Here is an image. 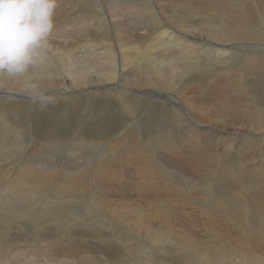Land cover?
<instances>
[{
    "label": "bare ground",
    "instance_id": "bare-ground-1",
    "mask_svg": "<svg viewBox=\"0 0 264 264\" xmlns=\"http://www.w3.org/2000/svg\"><path fill=\"white\" fill-rule=\"evenodd\" d=\"M116 1L124 2L122 0H116ZM166 1L167 2H173L174 7L177 8V11H176L177 16L175 18H170V20H171L170 23L173 22V24L174 23L177 24L178 27H180V28L173 27V24H171L172 25L171 26L170 24H168V22L164 23L165 25L162 28H160V32L157 36V39L154 41L156 43L148 44V46H143V44H140L139 40L138 41L135 40L136 38H134V39L133 38H101V41L103 40V42H102L103 49L101 51H96V49L92 48L94 42L96 41V38H90V39H88L89 41L87 42V45L85 46V48L83 50L84 55L82 57H80L81 55H78L79 54V48L85 43V40L82 39V36H81V38H79L76 33H75V35H65V37H61L60 36L61 33L50 34V36L48 38V48H47L46 55H45L46 57L42 63L38 64L35 68H30L28 70V72L25 74V76H23V77L13 78V77H8L4 74H0V85H4V87H5V85L9 86L12 89V90H9L10 92L8 91L6 97H2L0 95V105L3 102V100L8 101L6 103V105H3L0 107V110L2 113L9 115V114H12V113L16 112L17 110L21 109L22 106H25L26 103H24L21 100H18V98L19 99H21V97L24 98V96L19 95L18 90H16L20 84H21L20 87L22 89L25 88L26 91L33 92V93L36 92L37 94H38V91H43V90L50 91L52 86L56 87V89H58L59 87L54 85V84H58L60 87L63 88V90H62V91H64L63 95L64 94L67 95L66 93H71L73 95L75 93V95H77L78 92L86 95V93L90 94V93H93L96 91H100L102 89H107V87L105 88V86H102V83H104V84L109 83L108 85L112 86L111 88H113L112 91H114V89H117V87H119L120 94L118 93V95L123 97L124 98L123 101H125L127 103V105H129L131 108H134V105H133V102L129 99L130 94L141 95L145 98L147 97L148 103L154 98H158V99L164 98L165 100L168 99V100L175 101V103H174L175 109L177 110V111H175L176 129H178V128L180 129L179 134H181L183 138H186V136H188L187 138H189V139L191 138L190 139L191 141L188 140L186 143L187 146L188 145L192 146L191 152L189 149H187L188 147L186 145L184 146V144H183V146L186 147V149L189 150V152L186 150L181 152L180 151L181 149H178L179 147H177V146H179V145L182 146V145L177 144L173 140L174 138H172V140H171V138H167V137H171V136H168L169 134L166 135V133H163L162 130L159 132L160 137L158 138V141L155 142L156 143L155 145L153 144V142L151 145V140L149 141V139H150L149 134H148L149 129H147L146 130L147 132H145V134H144V139H143L144 141H142L141 143H138V144L130 142V140H132V138L130 136L126 135V133H127L126 130L124 132H122L121 134H119V136H117V138H115L113 140L112 139L107 140L106 142H103V141L96 142V140H93V141L90 140L91 142H89V141H87L88 138L83 137L82 134H81V136L83 137V139H80V138L77 139V137L79 136V134H78V136L76 137V143L79 145L80 148H81V146H84V147L93 146L91 148H97L98 147V148L102 149V151L104 152V155L102 154V156H99L96 159L97 164L92 169L91 173L89 175L87 173V176H86V179L89 181L88 185L90 186L91 189L94 190L92 193L93 194L92 197H93V200L95 202L91 201V199H90L91 205H93L92 207H94V203H97L100 207L113 209L112 205L114 203L113 204L110 203L111 200H113V199L110 200V198L112 196L110 197L111 193H110L109 188L111 186H113V183H119L120 185L127 188V189H125V193L127 190H129V192H130V187H132L135 183L131 184V182L126 180L128 178L125 177L124 170L126 168L128 169V168H131L134 166V168L135 167L138 168L139 173L141 175V179H139L140 175L138 174V171H137V176H136V181H135L136 182V189L134 188L135 190H133V188H132V190H133L132 193L136 194L135 192L137 190L140 193L139 195L142 194L143 197L154 194L156 197H154V201L152 199L151 202L154 203L155 207H154V209H152L153 206L152 205L150 206V204H149V206L151 207L152 210L147 211V212H155V213L161 212L162 214H166V215H163V217L160 218V220H158V221H159V223L166 224L167 227L165 229L160 228V231L152 232V228H150L149 226L144 227L142 225L143 223L139 224V223H137L138 221H136V219L140 220L139 218L143 219L142 218L143 213H142V215L140 214V211H143V208L141 210L138 207L134 208V207H131V205L128 206V204H127V206H124L122 208V209L126 208L125 212H123L122 209H120L121 207L116 212L121 218H123L122 220H125V222H127V224L129 222H131L132 220L133 221L135 220L134 222L137 225H139L142 229H145L146 231H148V233H146L147 235L150 234L152 237H154L157 240L158 239L163 240V243L167 240L171 241L173 239H174L173 242H176L178 244H180V242H183L181 244H183V245L185 244L186 250L192 251L190 254L191 255V257H190L191 261H189L187 264H193V262H192L193 258L197 259V260H195V261H197L196 264H210L209 256H211V255L209 254L208 247L205 248L206 253H204L203 251H201V245H199V243L196 241L197 238L194 239L191 235H189L186 232L179 233L178 232V230H179L178 222H177L176 226L172 223V221L173 222L175 221V220H172L174 216L172 217V219L169 216L171 214V209H172L170 207V203L174 204L173 201L171 202L173 197L171 198V196H170L164 200L159 198V194L162 193V188H167L172 193V189H173L172 186H174L175 183L185 184L188 186L184 189L186 193H188L187 191L194 190V188H198L201 191V195L203 196V198H201V199H204V202H201V203L198 202L197 204H201V206L200 205L198 206L199 209L201 210V214H202L201 216L202 217L204 216L206 221H210V224L209 223L208 224L211 225L210 227H211L212 233H213V230H212L213 224H216L219 227L218 230L214 231V236L216 237V239H214V240L219 242V246H214L212 244L214 248L213 247H211V248L215 249V251H221V248L226 247V243L225 244L221 243V240L225 241V239H226V238H224V235H222V233L219 232V230L221 231V229H220L221 228V224H220L221 221L217 222L216 218L217 219L228 218V220H231L232 223H235V225L240 227L241 230H245V235L243 237L239 236L240 238H243V239L242 240L238 239V240H240V249L235 250V252L232 250L233 255L236 258L243 260L244 262H241L243 264H264V255L262 254V252H264V161H263V163H260L259 159H255V160H259L256 162L257 163L256 171H258V173L260 175H262V177H261L262 178L261 179V185H262L261 188L263 187L261 190L262 192L254 195L253 197L249 196V197L245 198L246 200L245 199L242 200L243 194L239 195V197H240V199L238 200L239 209L236 212L230 211V212L224 213V214L221 212L225 208L224 198L227 195H230V192L224 191L223 189L220 188V183L223 182V180L221 182H219L218 184H216L217 189H216V191L212 192L213 187H215V186H213L214 184L211 186H206L203 182L202 184H204L206 186V187H203V185L202 186L200 185L201 182L199 184L198 182H196V180L192 181L193 178H190L192 180H188V179H185V178L180 177V176L176 177V175L178 174L176 172L179 171V167H177L178 162L189 163V162L194 160V164H192L193 162L190 163L191 168H192V165H195V168H196V166H198L199 164L205 163L208 165L207 166L208 169L211 168L209 171H211L212 169L215 171V174H216L215 176H217V178H218L219 174L216 173V170H217L216 165L217 164L213 165L214 162L216 161V158H217L216 157V151H215V155L210 154L211 153V151H210V153H209L211 155L210 157L206 154L209 157L207 159H203L202 156L204 153L207 152L206 146H211L212 148H217L220 146L218 141L217 142H213V141L216 138H220L221 135L223 136L225 134V132H227L226 129H229V128H227L228 124L226 125V123H225L226 122L225 118H227V117H231L232 118L231 120L233 122L234 121L242 122V124L232 123L233 126L237 125V127H234L235 128L234 131H236L235 134H240V135L244 136V135H246V133L248 131L247 135L251 136L252 138H255L256 137L255 132L256 133L259 132L260 134L259 133L258 134L262 135L264 137V98L260 99L259 95L255 94L254 97H256V98H252V100L251 99L250 100L249 99H245V100L241 99L238 101V98H234L235 99L234 100L233 97L228 96V94L230 92L247 95L248 89L246 87V84H249L250 79L255 81L254 82V83H256L255 85L261 84L260 80L264 81V0H239L236 7H235V5H232L234 3V1H236V0H217V4H215L216 2H214V5L209 4V0H166ZM76 2L78 4V11L80 9H83V7H88V8L93 7V8H95V11H96V8L100 9L99 0H76ZM100 2H102V1L100 0ZM107 3H109L111 5L112 0H108ZM59 4L61 5V3H59ZM62 4L64 5V3H62ZM77 4H76V6H77ZM60 5H58V6H60ZM68 6H69V4H68ZM65 7H67V6H65ZM74 11H73V13H74ZM86 11H87V8H86ZM86 11L79 12L80 14L78 16V19L75 18V19H77L75 21H74L73 16H72V19L74 21V23L72 22L73 23L72 26H73L74 30L79 31L77 27H79L84 22H86L87 18H84ZM89 11H90V8H89ZM95 11H93V12H95ZM58 12H60L59 9L57 10V13ZM70 12H71V10H70ZM70 12L68 14H70ZM60 13L62 16V12H60ZM157 14L159 15V13H157ZM57 15H59V14H57ZM160 16L163 17L162 14H160ZM210 16H213V17L211 18ZM63 17H64V15H63ZM187 17H189V18L191 17V18L197 19V20L193 21L192 19H189ZM214 17H215V20L212 21V25H211V23H208L205 21V18L213 19ZM54 18H56V17H54ZM155 18L157 19V16H155ZM159 18L160 17L158 16V19ZM163 19H165V17H163ZM68 21H69V19H68ZM70 22H71V20H70ZM170 29H174V30L169 31ZM252 31L254 33H252ZM51 37H53V38H51ZM70 40H71V42H70ZM141 41H143V40H141ZM144 42H145V39H144ZM150 43H151V40H150ZM238 47H240V48H238ZM158 50L160 52H158ZM77 51H78V54H77ZM47 56H49V58ZM238 56L241 57L240 62L236 60ZM83 58H85V59L89 58V61L85 62V61H83ZM166 63H168V64H166ZM118 67H119V69H122V70L128 69V71L130 70L132 72H131V75H127V76L122 75L121 79H117V80H119V82L118 81L114 82L117 78L116 71L119 70ZM91 68L95 69L98 74H100L102 76H106V79H95L94 77H92V75L90 74V71H89V70H91ZM125 72H127V71H125ZM197 82L199 83V85H195V86L193 85L191 91H189L190 90V88H188L189 84L197 83ZM243 83H244V85H243ZM31 84L36 85L35 90H33L30 87ZM116 84H119V85L117 86ZM253 84L250 83L249 86L254 88ZM149 86H150V88H147ZM111 88H109V89H111ZM143 89H147V90H143ZM260 89L264 91V82H263V85L260 87ZM193 90H197V91H193ZM55 91L57 93H54ZM55 91H53V90L51 91L52 95L60 94L59 93L60 91H58V90H55ZM115 91H114V93H115ZM104 92H106V90ZM107 92H106V94H107ZM0 93H2V92H0ZM42 93H44V92H42ZM34 95H36V94H33V96ZM46 95H47V93H46ZM40 96H42V95H40ZM107 96H109V95H107ZM96 97H98V95ZM49 98H51V96ZM226 98L228 101L226 100ZM30 99L38 100L37 97L30 98ZM190 99L192 102H190ZM229 99H231L233 101H229ZM90 100H92V99H90ZM212 100H213V102H212ZM38 104L40 105V103H38ZM91 105H93V104H91ZM29 106H30V104H29ZM226 106H231L230 108H232V106H233V108L228 110V111H224ZM221 112H223V115L221 114ZM172 113L174 114V112H172ZM161 114H162V112H161ZM220 114L222 116H224V118H222L220 116V117H218L220 119H217L216 115H220ZM23 116H25V115L23 114ZM155 116H156V114H155ZM155 116H154V118H156ZM137 117H138V115H137ZM25 118H26L25 120H27V117H25ZM138 118H140V117H138ZM39 120H40V118H39ZM157 120H159V119H157ZM165 120L166 119L164 116L162 121L160 122L161 128H163V125L166 122ZM18 121H20V120H18ZM155 121H156V119H155ZM8 122H10V121H7V122L1 121L0 122V168H2V169L5 168V170H6V171L2 170V169L0 170V179L1 178L3 179L4 177H6V175H9L8 179H7L8 183L2 184V187H1L2 189L0 190V223L4 224L3 227L6 230H10L7 226L8 219H10V221H11L10 226L12 227L13 222L15 220V217L17 216V213L20 211L21 206L26 205L28 207H31V206H34L36 203H39V202H40V204H42V203H44V201H42L41 199L44 197L46 199L45 203H47L46 209L48 210V209H50V207L53 204H55L59 201H63V202H59V203H65V200L73 197V195L76 194V192L79 189L84 187V184L82 185L83 177H79L80 174L78 176L75 172H73V168H71L70 166H67V165H66V167L62 166L64 163L61 164L60 167L56 166L55 163L59 160V158L54 163L55 158H56V154L54 153L55 154V157H54V154H52V152H56V150L55 151H53V150L55 148L60 149L61 147L65 146V145L69 146L67 143H63L60 141H59V143H57V141H55L56 142L55 143L53 141L55 143V144H53V143H50L51 142L50 141L48 144L45 142L44 143L38 142L36 139L32 140V138H31L32 136L28 137V138H30L28 140L23 139L21 136V133H23V131H19L22 129L21 126H23L22 125L23 123L14 127L13 125H11L12 120L10 123H8ZM156 122L158 123L159 121H156ZM156 122H155V124H156ZM213 122H216V123H213ZM228 122H230V121H228ZM114 123H116V122H113V124ZM203 123H205V125ZM153 124H154V122H153ZM115 125L117 127L118 124H115ZM27 126L29 128V125H27ZM151 126H152V124H151ZM170 126H172V125H170ZM84 127H85V125H84ZM129 127H131V126H127L126 128L128 129ZM137 127H138V125H137ZM140 129H142V128H140ZM176 129H175V127H173V128H170V129H167L164 131H170V132L174 133L176 131ZM121 130H123V128ZM121 130H120V132H121ZM78 131H80V130H78ZM143 131H144V129H143ZM129 132H130V130H129ZM76 133H78V132H76ZM172 133H170V134H172ZM56 135H58V134H56ZM174 135H175V133L173 134V136ZM226 135H227V133H226ZM156 136H158V133ZM135 137H137V136H135ZM164 138H167L168 140L164 139ZM187 138H186V140H187ZM210 139H212V141ZM244 139H246L248 142L246 145H244V142L242 144L241 141L239 142L240 143L239 145L238 144L235 145L236 143H233V144L231 143L232 145H230L229 151L232 152V150H235L236 146H239L240 150H245L248 156H252V155H249V152L252 149H248L252 143V140L249 137H244ZM69 140H68V142H70ZM186 140H185V142H186ZM236 140H238V139H236ZM70 143L72 144L73 140H71ZM245 143H246V141H245ZM219 148L216 150H219ZM224 149H225V147H224ZM222 151L224 152V150H222ZM66 152H67V154L69 153L70 157H72L71 155H73V157H74V154L75 155L77 154L79 156L81 154L79 151L74 153L71 151L69 152V150H68ZM212 153H214V152H212ZM233 154L238 155L237 152H233ZM168 155H173V157L176 156L179 158L178 159L174 158L175 160H170L173 157H170ZM60 156H61V154H60ZM79 156H78V158H79ZM204 156H205V154H204ZM217 156H219V154ZM84 158H85V156H84ZM220 159H222V158H220ZM69 160H71V159L69 158ZM88 161H90V160H88ZM79 162H81V161L80 160L77 161V163H79ZM219 162H220V164H219L220 168L222 167V173L219 176V178L222 177L224 179V182H225L226 181L225 175L226 176L227 175L233 176L231 180L238 182L237 178H238L240 172L242 171V169L244 167L243 166L244 163L239 162V164L241 166L238 167L237 169H235L234 170L235 172H229V170L231 169V167H229L230 162L229 163L227 161L222 162V160H219ZM77 163L76 164L73 163V164H75L73 166H76ZM182 163H181L182 167L184 166V168L187 170V168L185 167V164L183 165ZM84 165L86 166L87 163ZM248 165L252 166V164L250 162H248ZM213 166H214V168H213ZM87 168H85V169H87ZM253 168H254V165H253ZM192 171L193 170H191V172ZM195 171H193V173ZM197 171H198V169H197ZM3 172H5V173H3ZM134 172L135 171H133L131 173V175H133ZM126 173H127V171H126ZM210 175H212V173ZM213 175H214V173H213ZM213 175H212V177H214ZM196 176H197V174H196ZM204 178H207V177H204ZM4 179H6V178H4ZM130 181H133L132 178L130 179ZM108 186H110V187H108ZM122 186H121V188H122ZM193 186H194V188H191ZM4 187L8 188L6 193L4 191ZM113 187L115 188V185ZM113 187H112V189H113ZM133 187H135V186H133ZM174 187H176V186H174ZM248 190H249V188H248ZM246 191L247 190L245 189L243 192H246ZM176 192L179 193L178 190ZM125 193L123 192V194H125ZM164 193H166V192L164 191ZM112 194H113V192H112ZM129 194H131V193H129ZM191 194H192V192H191ZM191 194H190V196H192ZM236 195L238 196V194H236ZM74 196L76 197L77 195H74ZM79 196H80V194H79ZM133 196H135V195H133ZM182 196H183L182 197V203L181 202L179 203V201H178V203H179V209H178L179 214L180 213H187V212H185L186 211L185 207H187V206H186V204H184L186 201L184 198L185 194H182ZM190 196H188V197H190ZM122 197H123V195H122ZM128 197H126V198H128ZM165 197H167V196H165ZM193 197H194V195H193ZM54 199H55V201H54ZM122 200L124 201L125 199H122ZM143 201H145V200L143 199ZM148 201H150V200H148ZM192 201H194V200H192ZM129 202H130V200H129ZM261 202H263V203H261ZM95 206H97V205H95ZM171 206H173V205H171ZM92 207L90 208V206H89L90 209H92ZM143 207H144V205H143ZM173 207H175V206H173ZM200 207H202L203 210ZM250 207L251 208L255 207L253 210L256 211V213L258 215H260V219H261L260 225H256L253 221H250L248 219L249 218L248 216L250 215V213H251V215L253 214V212L251 210H249ZM68 209H66V210H68ZM173 209H172V212H175V214L178 213L177 208H176V211H173ZM93 210H94V208L91 211H93ZM95 210H96V208H95ZM114 210L115 209H113L112 211L114 212ZM118 211H121V212H118ZM192 211H190V212L192 213ZM95 212L96 211H94V213ZM91 213L92 212H90V214ZM99 213H100V211H99ZM99 213H97L95 215H98ZM101 213H102V211H101ZM196 213H197V211H196ZM221 213H222V215H221L222 218L220 217ZM90 214L88 213V216ZM113 214H115V213H113ZM113 214H111V218H113L112 217ZM92 215H90L91 219H92V217H94ZM138 215H140V217L135 219V216H138ZM160 215L161 214L153 216V218L158 217V219H159ZM194 215L192 213V216H194ZM57 216H58V214H57ZM57 216H55V218ZM116 216L117 215L115 214V217ZM252 216L254 217V215H252ZM99 217H101V215ZM186 217H187V215H186ZM196 217H198L197 214H196ZM95 218H96V216H95ZM190 218H191V216H190ZM194 218H195V216H194ZM246 218H247V221H246ZM201 219H203V218H201ZM252 219H254V218H252ZM255 219H256V216H255ZM64 221H65L64 223H67V225L61 224L63 222L62 217L60 218V220L58 217V223L60 222V224L62 226L65 225V227L68 226V222L65 219H64ZM105 221H104V223H105ZM82 222H83V225L82 224L81 225L84 226L85 225L84 221L82 220ZM91 222H92V220H91ZM125 222H124V225H125ZM143 222H145V221H143ZM85 223H87L86 220H85ZM107 223L105 225H107ZM112 223L109 222V224H112ZM193 223L195 225V222H193ZM53 224H57V223L55 222ZM147 224H146V226H147ZM199 224L201 226V223H199ZM130 225H132V224L130 223ZM246 225H248L251 228L247 229V227H245ZM76 226H77V224H76ZM127 226H129V225H127ZM186 226H184V227H186ZM230 226H231V224H230ZM84 227H86V226H84ZM91 227H94V225L90 226V228ZM94 228H96V227H94ZM98 228H100V226ZM163 228H164V226H163ZM193 228H194V226H193ZM106 230H109V229H106ZM175 230H177V231H175ZM194 230L195 229H193L192 231H194ZM256 230H258V231H256ZM69 231L70 230H68V232ZM223 231H225V230H223ZM107 232H105L106 235H107ZM201 232H200V234H201ZM78 234H80V233H78ZM110 234H111V232H110ZM116 234H117V232H116ZM202 234H205V233H202ZM81 235H82V232H81ZM77 236H79V235H77ZM195 236L198 237V235H196V234H195ZM101 237H104V236H101ZM123 237H124V235H123ZM45 238H49V235L48 234L45 235ZM106 238H108V237H106ZM98 239H100V238H98ZM101 240L103 241V239H101ZM110 241H112V240H110ZM116 241H117V239H116ZM173 242H172V244H173ZM191 242H194V243H191ZM200 242H202V241H200ZM210 242H212V240H210L209 243ZM71 243H75V242L71 241L70 244ZM85 243H87V242H85ZM9 244H10V240L7 242V245H9ZM64 244L63 245L61 244L60 239H54L51 241L41 242V247L37 246V243H36V245L32 246V248L34 250L33 255L39 252L40 254L39 253L38 254L41 255L40 262L42 264H54L56 262V258H57V260L59 258L61 260L63 257L62 256V257L58 258V255H62V254L66 255L67 254V256H68V255L74 254L78 251L83 253L81 250L77 249V247H79V249H80V246L70 247L69 244L67 246H65L66 244L65 245ZM80 244L82 245V243H80ZM172 244H170V245H172ZM254 244H255V246H253ZM83 245H84V243H83ZM108 245L110 246V244H108ZM108 245H107V247H109ZM166 245L168 246V244H166ZM89 246H86V248ZM173 246H174V244H173ZM98 247H99V245H98ZM90 248H92V250H91L92 252L91 251L85 252V254L86 255L88 254L89 256L88 255L85 256V254L84 255L82 254L85 257L84 258L81 257V259L84 260V261L83 260H81V261L85 262V264H94L93 263L94 261L95 262L98 261L99 256L94 254V251H97L96 252L97 254H100V255L103 254V255L108 256L107 261L116 260L120 257L119 253L116 251H112V252H107V250L101 251V248L99 249V248H96L95 246H94V248L90 246ZM173 248H175V247H173ZM107 249H109V248H107ZM228 249H230V248L228 247ZM163 250H165L164 252H168V251H166V249H163ZM170 250H171V248H170ZM80 252H79V254H80ZM171 252H172V250H171ZM173 252H175V251H173ZM221 252L223 254L225 253L224 251H221ZM238 253L240 255H238ZM171 255L172 256H178L179 253L175 252L174 255L173 254H171ZM35 256H32L33 257L32 259L29 258V260H35L37 258V257L35 258ZM64 257H66V256H64ZM20 259H21V255L18 252L17 245H14L13 249L11 247H6L4 249V252H3L2 257H1V262H2L1 264H12V262L20 261ZM67 259L68 258H66V260ZM68 260H67V262H68ZM72 260H75V258L74 259L72 258ZM174 260H175V258H174ZM236 260H238V259H236ZM107 261L106 260H99V262H101L103 264L106 263ZM58 262H60V261H58ZM73 262H76V261H73ZM64 263H66V262H64ZM71 263H72V261H71ZM80 263L82 264V262H80ZM159 263L160 264H167L166 260H163V259L160 260ZM60 264H62V263H60ZM106 264H108V263H106Z\"/></svg>",
    "mask_w": 264,
    "mask_h": 264
},
{
    "label": "rangeland",
    "instance_id": "rangeland-1",
    "mask_svg": "<svg viewBox=\"0 0 264 264\" xmlns=\"http://www.w3.org/2000/svg\"><path fill=\"white\" fill-rule=\"evenodd\" d=\"M74 1L76 2V0H67V1L66 0H58V2L61 3V5L58 3V5H60V6H58L59 8L57 7L56 12H55L56 14L54 17H56V18H54V20H55L54 21V29H53L51 34L61 33L60 36L65 37V35H75V33H76L79 38H81V36H82V39L85 40V43L83 44L84 46L82 45L81 47L79 46L80 48L78 47L79 48V54H78V51H77V54L81 55L80 57H82L84 55L83 50H84L85 46L87 45V42L89 41L88 39H90V38H96V41H95L96 43L94 42V44L92 46V48L96 49V51H101L103 49V46H102L103 40L101 41V38H133V39L136 38L135 40H137V41L139 40L140 44H143V46H148V44L156 43L154 41L157 39V36L160 32V28H162L165 25L164 23H167V22L170 25L173 24V22L170 23L171 22L170 18H175L177 16V13H176L177 8L174 7L173 2H167L166 0H122L124 2L112 0L111 5L109 3H107L108 0H101L102 2H100V0H99L100 9L96 8V11H95V8H93V7H89L90 11H89L88 7H83V9H80L78 11V4H77V2L75 3ZM214 2H216L215 4H217V0H211V1L209 0V4L214 5ZM238 2H239V0L234 1V3L232 2L233 3L232 5H235V7H236ZM62 3H64V5ZM68 4H69V6H68ZM76 4H77V6H76ZM65 6H67V7H65ZM86 8H87V11H86ZM58 9L60 12H62V16H61L60 12L57 13ZM70 10L72 13L70 12ZM68 11L70 12V14H68L69 13ZM73 11H74V13H73ZM81 11H86L84 18H87V19H86V22H84L82 25L77 27L78 30L80 31L79 32V31L74 30L72 25H73L74 21L78 19V16L80 14L79 12H81ZM93 11H95V12H93ZM157 13H159V15ZM57 14H59V15H57ZM160 14H162L163 17H165V19H163V17L160 16ZM63 15H64V17H63ZM72 16H73L74 21L72 19ZM155 16H157V19L155 18ZM158 16L160 17L159 19H158ZM210 17L212 18L213 16H210ZM75 18H77V19H75ZM187 18H189V17H187ZM211 18H209V19L205 18V21L208 23H211V25H212V21L215 20V17L213 19H211ZM68 19H69V21H68ZM189 19H192L193 21L197 20V19H193L191 17ZM70 20H71V22H70ZM173 27H178V25L174 23ZM178 28H180V27H178ZM173 30L174 29H170L169 31H173ZM252 33H254V32L252 31ZM51 38H53V37H51ZM144 39H145V42L147 44L144 42ZM141 40H143V41H141ZM150 40H151V43H150ZM70 42H71V40H70ZM238 48H240V47H238ZM158 52H160V51L158 50ZM47 57L49 58V56H47ZM236 60L240 62L241 57L238 56ZM83 61L87 62V61H89V58H87V59L83 58ZM166 64H168V63H166ZM118 69H119V67H118ZM89 71H90V74L92 75V77H94L95 79H106V76H102V75L98 74L97 71L93 68H91V70H89ZM125 71H127V72H125ZM131 72L132 71H130V70L128 71V69L127 70L119 69L118 71H116L117 78L114 82H117V81L119 82V80H117V79H121L122 75H125V76L131 75ZM254 82L255 81L252 79L249 80V84L250 83L253 84ZM263 82H264L263 80H260L261 84H259V85H255L256 83H254L253 84L254 88L249 86V84H246V87L248 89L247 95L228 92L230 94V95L228 94V96L233 97V99L238 98V101H239L241 99H243V100H245V99L250 100L251 99L252 100V98H256V97H254V95L258 94L260 99H263L264 98V91L260 89V87L263 85ZM105 84L102 83V86H105V88L107 87V89H102L100 91L93 92L94 94L90 93L91 95L89 93L88 94L86 93V95H85V94L80 93V92H78L77 95H75V93H74V95L71 93H66L67 95H65V94L63 95V92H64V91H62L63 88L60 87L58 84H54V85L58 86L60 89L59 88L56 89V87L52 86L53 88L52 87H51V89L49 88L50 91H46V90L38 91V94H37L36 92L35 93L28 92V91H26L25 88L22 89L20 87V85H21L20 84L16 90H18V92H19L18 94L23 95L24 98L21 97V99L18 98V100H21L24 103H26L25 106H22L21 109L17 110L16 112H14L12 114H9V115L2 113L0 110V122L1 121L2 122H7V121L11 122V120H12L11 125H13L14 127L23 123L22 124L23 126H21L22 129L19 130V131H23V133H21V136L23 139L28 140V139H30L28 137L32 136L31 137L32 140L36 139L38 142H43V143L45 142V143L49 144V142L51 141L50 143L55 144L56 143L55 141H57V143H59V141H60L63 143H67L69 146L65 145V146L61 147L60 149H56V148L54 150L52 149L53 151L56 150V152H52V154H54V153L56 154V158H55L54 163L59 158V160L55 163L56 166L60 167L61 164H63V163L64 164L62 166H65V167H66V165L70 166L71 168H73V172H75L78 176L80 174L79 177H83L82 185L84 184V187L79 189L76 192V194H74V195H77L76 197L73 195L74 198L71 197V198L65 200V203H59V202H63V201H59V202L53 204L50 207V209H48V210L46 209V205H47V203H45L46 199L44 197L42 198L41 196H40L42 198L41 200L44 201V203L40 204V202H39V203H36L34 206H31V207H28L26 205L21 206L20 211L17 213V216L15 217V220L13 222L12 227L10 226L11 221H10V219H8L7 226L10 230H6L3 227L4 224L0 223V264L2 263L1 257H2V254L4 252V249L6 247H11L13 249L14 245H17V249L21 255V259H20V261L12 262V264H42L40 262V257H41V255H39L40 253L39 252H38L39 254L36 253L38 256L36 254L33 255L34 250H33L32 246L36 245V243H37V246L41 247V242L51 241L54 239H60L61 244L63 245L65 243L66 244V245L64 244L65 246H67L68 244L70 245V247L80 246V249H79V247H77V249L81 250L83 252V253H81L80 251H78V252L71 254V255H68V256H67V254L66 255L65 254L58 255V258L62 257V256L63 257L66 256V257H64V258L62 257L63 260L62 259L60 260V258L57 260V258H56V262L54 264H60V263L63 264L64 262H66L64 264H69V263L75 264L76 262H77L76 264H81L80 262H82V264H85V262H83L84 260L81 259V257L84 258L85 256L88 255V254L86 255L85 252L92 250V248H90V246L93 248H94V246L96 248H99V249L101 248V251H103V250H107V252L116 251L119 253V256H120L116 260L107 261L108 256L103 255V254L102 255L97 254L96 253L97 251H94V254L99 256L98 261L93 262L94 264H99V263L103 264V263L99 262V260H106L107 261L106 263H108V264H160L159 261L162 259L166 260L167 264H187L189 261H191V258H190L191 255L190 254L192 251H187L185 244L184 245L181 244L183 242H180V244H181L180 245L176 242H173V240H174L173 239L171 241L167 240L163 243V240H160V239L157 240L154 237H152L150 234L147 235L146 233H148V231H146L145 229H142L139 225H137L134 222L135 220L134 221L132 220L131 222H129L127 224V222H125V220H122L123 218H121L116 213L120 207H121L120 209H122L124 206H127V204H128V206L131 205V207H134V208L138 207L141 210L143 208L144 212L140 211L141 215L143 213V217H142L143 219L139 218L140 215L135 216V219L136 218L140 219V220L136 219V221H138L137 223H139V224L143 223L142 225L144 227L149 226L150 228H152V232L160 231V228L165 229L167 227L166 224L159 223V221H158V220H160V218L163 217V215H166V214H162L161 212H159V213L147 212V211L154 209V207H155L154 203L151 202V200L153 199V201H154V197H156L154 194L143 197L142 194L139 195L140 193L137 190L135 192L136 194L132 193V191L136 189V182L135 181H136L137 171H138V174L140 175L137 167L134 168V166H133L131 168H128V169L126 168L124 170V173H125L124 175L126 178H128L126 180L131 182V184L135 183L133 185L135 187H133V186L130 187V192H129V190H127L131 194H129L127 191L125 193V189H127V188L120 185L119 183H113V186L115 185V188L113 186H111V187L108 186V187H110L109 188L110 193H111L110 197L112 196L110 198V200L113 199V200H111L110 203H112V204L114 203L112 205V208L115 209L114 212L112 211L113 209L100 207L97 203H94V207H92L93 205H91V201L95 202L93 200V197H92V195H93L92 193L94 190L91 189L90 186L88 185L89 181L86 179V176H87V173H88V175L91 173L92 169L97 164L96 159L99 156H102V154L104 155V152L102 151V149H100L98 147H97L98 149L97 148H91L93 146H87V147L81 146V148H80L79 145L76 143V137L78 136V134H79V136L77 137V139L78 138L83 139V137H85V138H88L87 141H89V142H91L90 140H92V141L96 140V142H100V141L106 142L107 140H111V139L113 140V139L117 138V136H119V134H121L122 132H124L126 130V132H127L126 135H128L132 138V140H130V142L138 144V143H141L142 141H144L143 140L144 134H145V132H147L146 130L149 129L150 130V131L148 130V134H149V138H150L149 141L151 140V145H152V142L155 145L156 144L155 142H157L158 138L160 137L159 132L162 130L163 133H166V135L169 134L168 136H171V137H167V138H171V140H172V138H174L173 140L177 144L182 145V146H180V145L177 146V147H179L178 149H181L180 150L181 152H183L185 150L188 152L190 150V152H191V147H192L190 145H188V146L186 145L188 140L191 141L190 140L191 138L189 139V138H187L188 136H186V138H187V140H186V138H183L182 135L179 134L180 129L179 128L176 129L175 111H177V110L175 109V104H174L175 101L168 100V99L165 100L164 98H159V99L154 98L148 103L147 97L145 98L141 95L130 94L129 99L133 102V105H134V108H131L129 105H127V103L125 101H123L124 98L121 97L120 95H118V93L120 94L119 87H117V89H114V91L116 90L114 93V91H112L113 88H111L112 86H109L108 85L109 83H105ZM116 85L118 86L119 84H116ZM193 85L194 86L199 85V83L197 82V83L189 84V87H188V88H190L189 91H191ZM243 85H244V83H243ZM109 88H111V89H109ZM147 88H150V86ZM9 90H12L9 86L5 85V87H4V85H0V92H2V93H0V95L2 97H6ZM52 90L53 91L58 90V91H60L59 92L60 94L52 95V93H51ZM105 90H106V92L108 91L107 94H106V92H104ZM143 90H147V89H143ZM193 91H197V90H193ZM42 92H44V93H42ZM46 93H47V95H46ZM54 93H57V92L55 91ZM33 94H36V95L33 96ZM40 95H42V96H40ZM95 95L96 96L98 95V97H96ZM107 95H109V96H107ZM50 96H51V98H49ZM34 97H37L38 100L30 99V98H34ZM90 99H92V100H90ZM226 100H227V98H226ZM229 101H233V100L229 99ZM7 102H8L7 100H3L0 107L3 105H6ZM190 102H192L191 99H190ZM212 102H213V100H212ZM38 103H40V105ZM29 104H30V106H29ZM91 104H93V105H91ZM230 107L231 106H226L227 109L225 108L224 111H228V110L233 108V106H232V108H230ZM161 112H162V114H161ZM172 112H174L175 115ZM23 114L25 116H23ZM155 114H156V116H155ZM221 114L223 115V112H221ZM221 114L216 115V118L220 119V118H218L220 116L222 118H224V116H222ZM137 115L140 118H138ZM153 115L156 118H154ZM164 116H165L166 122L164 123L163 128H161L160 122L162 121ZM25 117H27V120H25L26 119ZM39 118H40V120H39ZM227 118H225V120H226L225 123H226V125L228 124L227 128H229V129H226L227 132H225V134L223 135L224 137L221 135L220 138H216L215 140L213 139L214 140L213 142H217V141L219 142L220 148L219 147L212 148L211 146H206L207 152L205 151L206 152V153H204L205 156H204V154L202 156L203 159H207L211 156L210 154L215 155V151H216V157H217L216 161L217 162L215 161L213 165L217 164L216 165V169H217L216 173L219 174L218 178H217V176H215L216 175L215 171L213 169L211 170L212 172L209 171L211 168L208 169V167H207L208 165L205 163L199 164L198 166H196V168H195V165H192V168H191L190 163L193 162L192 164H194V160L189 162V163H182L181 162L183 165L185 164V167L187 168V170L184 168V166L182 167L180 162H178L177 167H179V171L176 172V173H178L176 175V177L180 176V177H183V178L188 179V180H192L190 178H193L192 181L196 180V182H198L199 184L201 182L200 185L201 186L203 185V187L211 186L214 184L213 186H215V187H213L212 192L216 191V189H217L216 184H218L219 182H221L223 180V182L220 183V188L223 189L224 191L230 192V195H227L224 198L225 208H224V210L221 211L223 214L228 213L230 211L236 212L239 209V205H238V200L240 199L239 195L243 194L242 200H244L245 198H247L249 196L253 197L256 194H259L260 192H262L261 190L263 188V187L261 188V186H262L261 185L262 175H260L258 173V171H256V168H257L256 162L260 160V163H263V161H264V148H263L264 147L263 146L264 145V137L262 135H259L260 134L259 132H257V133L255 132V134H256L255 138L248 136L247 135L248 131H247L246 135H244V136L240 135V134H235L236 131H234V129H235L234 127H237V125L233 126L232 123L242 124V122H238V121L233 122L231 120L232 119L231 117H227ZM155 119H156V121H159V122L157 123L155 121ZM157 119H159V120H157ZM18 120H20V121H18ZM228 121H230V122L232 121V122L230 123ZM10 122H8V123H10ZM113 122H116V123L113 124ZM153 122H154V124H153ZM155 122H156V124H155ZM213 123H216V122H213ZM115 124H118L119 126L117 125V127H116ZM151 124H152V126H151ZM169 124L172 126H170ZM203 124L205 125V123H203ZM27 125H29V128ZM84 125H85V127H84ZM126 125L131 126V127H129L127 129ZM137 125H138V127H137ZM173 127H175V129H176V131L174 132L175 135L177 134L176 136L175 135L173 136L174 133H172L170 131H164V130H167V129H170ZM122 128H123V130H121ZM140 128H142V129H140ZM119 129L121 130V132ZM143 129H144V131H143ZM78 130H80V131H78ZM129 130H130V132H129ZM76 132H78V133H76ZM157 133H158V136H156ZM170 133H172V134H170ZM226 133H227V135H226ZM56 134H58V135H56ZM81 134L83 135V137L81 136ZM134 135L137 137H135ZM244 137H249L252 140V143L248 148V149H252L249 152V155H252V156H248L245 150H240L239 146H236L235 150H232V152L229 151L230 145H232L233 143H236L235 145H237V144L239 145L240 144L239 142L241 141L242 144L244 142V145H246L248 142L246 139H244ZM167 138H164V139H167ZM236 139H238V140H236ZM68 140L70 142H71V140H73V143L71 144L70 142H68ZM185 140H186V142H185ZM210 140L212 141V139H210ZM245 141H246V143H245ZM183 144H184V146L186 145L188 147L187 149H189V150H187L186 147L183 146ZM224 147H225V149H224ZM218 148H219V150H216ZM68 150H69V152L71 151L74 153L79 151L81 154H80V156L77 154L76 155L74 154V157H73V155H71L72 154L71 153L70 155L72 157H70L69 153L67 154V152H66ZM222 150H224V152ZM210 151H211V153H210ZM212 152H214V153H212ZM233 152H237L238 155L233 154ZM55 154H54V157H55ZM60 154H61V156H60ZM218 154H219V156H217ZM78 156H79V158H78ZM84 156H85V158H84ZM168 156L173 157V155H168ZM68 157L71 160H69ZM174 158L178 159L179 157L174 156L170 160H175ZM220 158H222V159H220ZM75 159L76 160L78 159L77 161L80 160L81 162L77 163V161ZM255 159H259V160H255ZM88 160H90V161H88ZM219 160H222V162L227 161L228 163L232 160L229 163V167H231L229 172H235L234 170L241 166L239 164V162L244 163V165H243L244 167H243L242 171L240 172V174L237 178L238 182L231 180L233 176H228V175L226 176L225 175V179H226L225 182H224V179L222 177L219 178V176L222 173V167L220 168ZM248 162H250L252 164V166H249ZM73 163H75V164L77 163V165L73 166V165H75ZM86 163L88 166L84 165ZM253 165H254V168H253ZM85 168H87V169H85ZM213 168H214V166H213ZM1 169L2 168H0V170ZM190 169L193 171H195V170L197 171V169H198V171L197 172L195 171L193 173V171L191 172ZM2 170H5V168H3ZM126 171H127V173H126ZM131 171L132 172L135 171L133 173V175H131V173H132ZM3 173H5V172H3ZM209 173L210 174L212 173V175L214 173V175H213L214 177H212V175H210ZM196 174H197V176H196ZM8 176L9 175H6V177H4L6 179H4V178L0 179V185H1L0 190L2 189L1 188L2 184L8 183L7 182ZM130 177L132 178L133 181H130V179H131ZM204 177H207L208 179L204 178ZM139 179H141V175H140ZM203 182L206 186L204 184H202ZM121 186H122V188H121ZM174 186H176V187H174ZM174 186H172V188H173L172 193L169 189L162 188V193L159 194V198L164 200L170 196H171V198L173 197L171 202L173 201L174 204L170 203V207L172 209L174 208L173 211H176V208H177V212H178L179 203L180 202L182 203V197H183L182 194H185L184 198L186 201L184 204H186V206H187V207H185V209H186L185 212H187V213H180L179 214V212H178L175 214V212H172V209H171V214L169 216L171 219L174 216L172 220H175V221L174 222L172 221V223L175 226L178 222V224H179L178 226H179V230H180V231L178 230V232L179 233L186 232L189 235H191L194 239L197 238L196 241L199 243V245H201V251H203L204 253H206L205 248L208 247L209 254L211 255V256H209L210 264H229V263L230 264H243L241 262H244V261L240 260L239 258H236L233 255V251L235 252V250L240 249V240H242L243 238H240L239 236L243 237L245 235V230H241L240 227L235 225V223H232L231 220H228V218H226L227 220L216 218L217 222H220V221L222 222V223L220 222L221 231L219 230V232H221L222 235H224V238H226L225 241L221 240V243H223V244L226 243V247L221 248V251L225 252L224 254L221 251H215V249H212L211 247H213V245L219 246V242L214 240V239H216V237L214 236V231L218 230L219 227L216 224H213L212 225L213 233H212L211 227H210L211 225H209L210 221H206L204 216L203 217L201 216L202 215L201 210L198 207L199 205L201 206V204H197L198 202L199 203L204 202V199H201V198H203V196L201 195V191L198 188H194V186H193L191 188H194V190L187 191L188 193H186L184 189L186 187H188L187 185L175 183ZM112 187L114 190L112 189ZM132 188H133V190H132ZM248 188H249V190H248ZM176 189L178 190L179 193L176 192L177 191ZM245 189L247 191L243 192ZM7 190H8V188L4 187L5 193L7 192ZM164 191L166 193H164ZM112 192L114 195L112 194ZM123 192L125 194H123ZM191 192H192V194H191ZM79 194H80V196H79ZM190 194L192 196H190ZM236 194H238V196ZM122 195H123V197H122ZM133 195H135V196H133ZM193 195L195 198L193 197ZM165 196H167V197H165ZM188 196H190L191 198ZM126 197H128V198H126ZM90 199H91V201H90ZM122 199H125L124 200L125 202ZM143 199L145 201H143ZM147 199L150 201H148ZM129 200H130V202H129ZM192 200H194V201H192ZM54 201H55V199H54ZM178 201H179V203H178ZM261 203H263V202H261ZM149 204H150V206L151 205L153 206L152 209L149 206ZM95 205H97V206H95ZM143 205H144V207H143ZM171 205H173L175 207H173ZM89 206H90V208L92 207V209L94 208V210L91 211L92 209H90ZM95 208H96V210H95ZM200 208L203 210L202 207H200ZM254 208L250 207V209H249L253 212L252 215H254V217L250 213V215L248 216L249 217L248 219L250 221H253L256 225H260L261 224L260 215H258L256 213V211L253 210ZM66 209H68V210H66ZM125 210H126V208L122 209L123 212H125ZM94 211H96V212L94 213ZM99 211H100V213H99ZM101 211H102V213H101ZM190 211H192L193 215L195 214L194 215L195 218H194V216H192V213ZM196 211H197V213H196ZM90 212H92V213L90 214ZM118 212H121V211H118ZM88 213L90 215L93 214L92 216H94V217H92V219H91V216L90 215L88 216ZM97 213H99V214L95 215ZM113 213H115L117 216L115 217V214H113ZM222 213L220 214V217H221ZM57 214H58V216H57ZM111 214H113L112 215L113 218H111ZM159 214H161L159 216V219H158V217H154L155 219L153 218V216H156ZM188 214L191 216V218ZM196 214L198 217H196ZM54 215L57 217L55 218ZM100 215H101V217H99ZM186 215H187V217H186ZM95 216L97 219L95 218ZM255 216H256V219H255ZM58 217H59V220L62 217L63 222L61 224L67 225V223H64L65 222L64 219H65L68 222V226L65 227V225L62 226L60 224V222L58 223ZM83 218L86 220L87 223H85V220ZM201 218H203V219H201ZM252 218H254V219H252ZM90 219L92 220V222ZM82 220L84 221V224H85L84 226H86V227L88 226L87 228L82 226L83 225ZM104 221H105V223H104ZM143 221H145V222H143ZM246 221H247V218H246ZM55 222L57 224H53ZM109 222L110 223L113 222V223L109 224ZM124 222H125V225H124ZM193 222H195V225ZM91 223L96 228H94V227L90 228V226H93ZM106 223H107V225H105ZM130 223L132 225H130ZM199 223H201V226ZM76 224H77V226H76ZM126 224L129 226H127ZM146 224H147V226H146ZM230 224H231V226H230ZM99 226H100V228H98ZM163 226H164V228H163ZM184 226H186V227H184ZM193 226H194V228H193ZM245 227H247V229L251 228L248 225H246ZM67 229L70 231L68 232ZM106 229H109V230H106ZM193 229H195L194 230L195 232L192 231ZM223 230H225L226 232ZM109 231L111 232V234ZM175 231H177V230H175ZM256 231H258V230H256ZM81 232H82V235H81ZM105 232H107V235ZM116 232H117V234H116ZM200 232H201V234H200ZM78 233H80V234H78ZM202 233H205V234H202ZM47 234L49 235V238H45V235H47ZM195 234L198 235V237L195 236ZM77 235H79V236H77ZM123 235H124V237H123ZM101 236H104V237H101ZM97 237L100 239H98ZM106 237H108V238H106ZM101 239H103V241ZM116 239H117V241H116ZM238 239H240V240H238ZM9 240H10V244L7 245V242ZM110 240H112V241H110ZM210 240H212V242L209 243ZM71 241H74L75 243L70 244ZM200 241H202V242H200ZM85 242H87V243H85ZM172 242H173L174 246H173ZM78 243L79 244L82 243V245L81 244L79 245ZM83 243H84V245H83ZM191 243H194V242H191ZM108 244H110V246ZM166 244H168V246ZM170 244H172V245H170ZM210 244L211 245L213 244V245L211 246ZM98 245H99V247H98ZM107 245L109 247H107ZM86 246H89V247L86 248ZM253 246H255V244ZM173 247H175V248H173ZM228 247L230 249H228ZM107 248H109V249H107ZM170 248H171L172 252H171ZM163 249H166V251H168V252H164L165 250H163ZM173 251L179 253V255L178 256H172L171 254L174 255V253H175ZM79 252H80V254H79ZM82 254L83 255L85 254V256H83ZM262 254L264 255V252H262ZM238 255H240V254L238 253ZM32 256H35V258L36 257L37 258L36 259L34 258L35 260H29V258H31V259L33 258ZM66 258L69 259V260L67 259L68 262H67ZM72 258L73 259L75 258V260H72ZM174 258H175V260H174ZM236 259H238V260H236ZM70 260L72 261V263ZM81 260H83V261H81ZM195 260H197V259L196 258L192 259L193 264L197 263V261H195ZM58 261H60V262H58ZM73 261H76V262H73ZM106 263H104V264H106Z\"/></svg>",
    "mask_w": 264,
    "mask_h": 264
},
{
    "label": "clouds",
    "instance_id": "clouds-1",
    "mask_svg": "<svg viewBox=\"0 0 264 264\" xmlns=\"http://www.w3.org/2000/svg\"><path fill=\"white\" fill-rule=\"evenodd\" d=\"M57 6L58 0H0V74L23 77L44 61Z\"/></svg>",
    "mask_w": 264,
    "mask_h": 264
}]
</instances>
